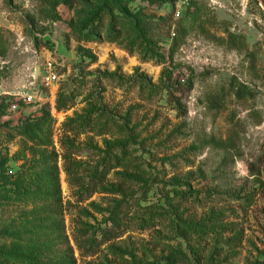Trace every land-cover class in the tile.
<instances>
[{"label": "rangeland", "instance_id": "374dc122", "mask_svg": "<svg viewBox=\"0 0 264 264\" xmlns=\"http://www.w3.org/2000/svg\"><path fill=\"white\" fill-rule=\"evenodd\" d=\"M169 260L264 264V0H0V264Z\"/></svg>", "mask_w": 264, "mask_h": 264}, {"label": "trees", "instance_id": "16d2710c", "mask_svg": "<svg viewBox=\"0 0 264 264\" xmlns=\"http://www.w3.org/2000/svg\"><path fill=\"white\" fill-rule=\"evenodd\" d=\"M235 91V94H236V96L238 97V98H244L245 96H247L248 94L249 95H252V93L251 92H249V90L247 89V86L245 85V84H242V88L241 87H238V88H236V90H234ZM212 106L213 107H215V108H219V107H221V104H218V101H216V100H213L212 102ZM173 260H169V263L168 264H171V263H173L172 262Z\"/></svg>", "mask_w": 264, "mask_h": 264}, {"label": "water", "instance_id": "95a60500", "mask_svg": "<svg viewBox=\"0 0 264 264\" xmlns=\"http://www.w3.org/2000/svg\"><path fill=\"white\" fill-rule=\"evenodd\" d=\"M38 75H39V72H38V69L36 70V77H38Z\"/></svg>", "mask_w": 264, "mask_h": 264}]
</instances>
